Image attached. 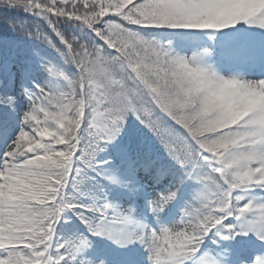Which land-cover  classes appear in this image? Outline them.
Returning <instances> with one entry per match:
<instances>
[{"label": "snow or ice", "instance_id": "1", "mask_svg": "<svg viewBox=\"0 0 264 264\" xmlns=\"http://www.w3.org/2000/svg\"><path fill=\"white\" fill-rule=\"evenodd\" d=\"M0 7L34 19L0 33V81L33 56L46 74L0 141V264H108L94 239L145 264H264V0ZM245 237L261 250L233 258Z\"/></svg>", "mask_w": 264, "mask_h": 264}, {"label": "trees", "instance_id": "2", "mask_svg": "<svg viewBox=\"0 0 264 264\" xmlns=\"http://www.w3.org/2000/svg\"><path fill=\"white\" fill-rule=\"evenodd\" d=\"M34 23V19L29 17L26 13L18 10H10L5 7H0V33H5V29H7V33L4 35V39H15V40H26V37L20 31L12 32L11 26H29ZM26 47V44L24 45ZM37 48L40 47L39 44L35 45ZM51 55V53H47ZM39 73L42 77V82L46 77V74L39 68ZM19 92H17L14 97L15 100L19 99ZM0 95H4L0 93ZM5 95H11V93H7ZM3 105H0V111L3 110Z\"/></svg>", "mask_w": 264, "mask_h": 264}, {"label": "rangeland", "instance_id": "3", "mask_svg": "<svg viewBox=\"0 0 264 264\" xmlns=\"http://www.w3.org/2000/svg\"><path fill=\"white\" fill-rule=\"evenodd\" d=\"M17 118H18V120H19V115H18V117H17Z\"/></svg>", "mask_w": 264, "mask_h": 264}]
</instances>
